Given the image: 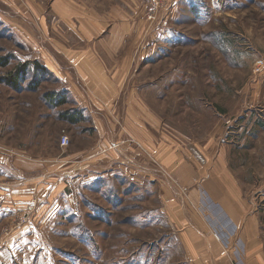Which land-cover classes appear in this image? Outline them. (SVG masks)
I'll list each match as a JSON object with an SVG mask.
<instances>
[{
	"label": "rangeland",
	"instance_id": "374dc122",
	"mask_svg": "<svg viewBox=\"0 0 264 264\" xmlns=\"http://www.w3.org/2000/svg\"><path fill=\"white\" fill-rule=\"evenodd\" d=\"M23 1L0 0V180L18 178L22 161H38L32 175L61 173L70 147H61L63 134L74 139L75 151L94 145L98 134L88 127L94 116L109 123L131 104L77 100L74 93L88 87L69 86L50 70L43 54L50 53L48 39L27 34L15 8ZM129 17L137 20L136 32L126 52L113 56L116 69L109 73L126 77L123 95L131 90V101L147 102L171 144L193 151L200 162L211 161V154L228 160L260 213L264 252V68L255 70L264 59V0H165L156 9L143 0ZM35 62L45 71L34 70ZM24 63L26 77L9 84ZM120 63L129 68L117 70ZM63 113L81 120L72 124ZM104 139L107 154L121 152L120 166L108 162L62 184L66 198L58 211L36 210L41 204L34 199L28 211L13 212L10 206L22 198L10 194L9 208L0 210V264H196L171 212L182 198L193 204L189 187L154 153H145L146 165L125 156L110 128ZM208 143L211 154L204 157Z\"/></svg>",
	"mask_w": 264,
	"mask_h": 264
},
{
	"label": "crops",
	"instance_id": "0c3cea01",
	"mask_svg": "<svg viewBox=\"0 0 264 264\" xmlns=\"http://www.w3.org/2000/svg\"><path fill=\"white\" fill-rule=\"evenodd\" d=\"M142 4L143 0H24L22 5H16L17 12L27 21L25 32L33 39L40 36L48 39L51 50L43 54L48 57L50 70L69 86L80 83L88 87L83 93H74L77 100L83 102L87 97L107 103L122 98L131 104L124 115H114L109 123L103 117L94 116L87 125L97 132L96 143L85 144L75 151L74 139H71L70 147L64 150L67 154L61 173L32 175L38 166V161L32 160L22 161L24 166L15 168L18 178L8 176L9 180H5L3 175L4 180L0 181H4L1 186L6 195L2 197L4 204L0 210L8 207L10 194L16 192L14 196L22 198V204L10 206L13 212L28 211L27 207L35 199L41 204L36 210L49 208L51 213L66 198L62 195L65 192L62 184L76 181L93 172L91 168L104 167L108 162L120 166L121 152L112 150L107 154L111 148L107 147L109 142L106 143L104 134L110 128L115 133L114 143L118 141L125 156L141 157L146 165L149 160L145 153H154L189 187L194 207L180 196L182 202L178 200L173 204L171 212L178 214L184 239L196 264H264L260 213L245 198L228 160L213 158L209 143L204 150L202 148L204 157L206 153L211 154V161L205 162L197 160L193 151L171 144L169 131L162 130L154 121V112L147 102L131 101V90L125 89L123 95L126 77L109 73L116 69L113 56L126 52L130 34L136 32L137 20L129 16ZM124 66L120 63L117 70L129 68L128 64ZM70 90L74 91L71 87ZM155 127H158L157 132H154ZM80 157L81 164L77 161ZM60 184L62 187L57 192Z\"/></svg>",
	"mask_w": 264,
	"mask_h": 264
},
{
	"label": "trees",
	"instance_id": "16d2710c",
	"mask_svg": "<svg viewBox=\"0 0 264 264\" xmlns=\"http://www.w3.org/2000/svg\"><path fill=\"white\" fill-rule=\"evenodd\" d=\"M28 66L26 63H24L22 66H20V68L17 69L16 73L14 75H12L11 77H8L7 80L9 82V84L17 86L18 84V79H24L26 77V74L28 72L27 70ZM34 70L38 71L39 70H44V67L42 65H40L38 62L34 63ZM63 98V97H61ZM58 100V99H56ZM65 99H62L60 102H63ZM62 117L65 120H68V122L72 123V124H77L78 122H80L81 118L75 117V115H71L69 113H63Z\"/></svg>",
	"mask_w": 264,
	"mask_h": 264
},
{
	"label": "built area",
	"instance_id": "2783aa9c",
	"mask_svg": "<svg viewBox=\"0 0 264 264\" xmlns=\"http://www.w3.org/2000/svg\"><path fill=\"white\" fill-rule=\"evenodd\" d=\"M165 1V0H164ZM164 1L162 0H152V7L154 9L158 8L159 6H162V4L164 3ZM264 68V59H259L257 61V63L255 64V70L257 72H261ZM71 143L70 137L68 134H63L60 138V145L61 147L65 148L68 147ZM171 179H173L174 177L172 175H170Z\"/></svg>",
	"mask_w": 264,
	"mask_h": 264
}]
</instances>
